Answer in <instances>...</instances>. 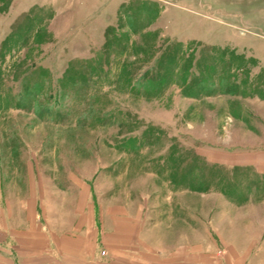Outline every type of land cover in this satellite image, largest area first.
Wrapping results in <instances>:
<instances>
[{
  "label": "rangeland",
  "instance_id": "374dc122",
  "mask_svg": "<svg viewBox=\"0 0 264 264\" xmlns=\"http://www.w3.org/2000/svg\"><path fill=\"white\" fill-rule=\"evenodd\" d=\"M253 161L264 162V0H0L10 186L25 188L33 166L71 208L81 180L98 205L146 202L153 243L223 257L264 252Z\"/></svg>",
  "mask_w": 264,
  "mask_h": 264
},
{
  "label": "crops",
  "instance_id": "0c3cea01",
  "mask_svg": "<svg viewBox=\"0 0 264 264\" xmlns=\"http://www.w3.org/2000/svg\"><path fill=\"white\" fill-rule=\"evenodd\" d=\"M252 164L264 170V162ZM27 179L24 188L0 176V264H252V256L264 259L255 245L223 257L185 245L164 248L148 235L146 202L137 212L124 204L104 207L92 199V186L76 180L78 192L69 208L68 191L56 187L51 196L33 166Z\"/></svg>",
  "mask_w": 264,
  "mask_h": 264
},
{
  "label": "trees",
  "instance_id": "16d2710c",
  "mask_svg": "<svg viewBox=\"0 0 264 264\" xmlns=\"http://www.w3.org/2000/svg\"><path fill=\"white\" fill-rule=\"evenodd\" d=\"M174 56H172V58H173ZM73 69V66H72V68H70L68 71H66V73H69L70 71H73L72 70Z\"/></svg>",
  "mask_w": 264,
  "mask_h": 264
}]
</instances>
